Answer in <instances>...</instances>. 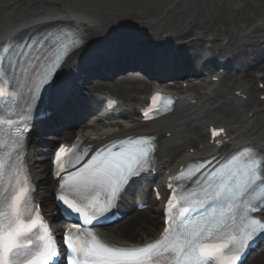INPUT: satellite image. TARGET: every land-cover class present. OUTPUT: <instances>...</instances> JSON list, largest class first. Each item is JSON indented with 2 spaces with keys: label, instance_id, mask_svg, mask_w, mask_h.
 <instances>
[{
  "label": "snow or ice",
  "instance_id": "snow-or-ice-1",
  "mask_svg": "<svg viewBox=\"0 0 264 264\" xmlns=\"http://www.w3.org/2000/svg\"><path fill=\"white\" fill-rule=\"evenodd\" d=\"M90 41V33L65 32L50 42L45 36L15 47H0V126L13 124V104L20 87L27 86L30 92L24 114L17 115V119L23 120L40 101L45 86L56 73ZM17 72L23 84L17 79ZM143 115L148 118L149 111ZM2 131L0 127V133ZM11 131L19 132L20 129L10 128ZM222 132L223 129L214 130L213 136ZM154 139H123L83 160L80 154L73 153L66 164H62L61 159L68 150L60 146L55 157L56 176L61 180L59 200L82 216L84 225L91 224L94 218L110 210L109 204L118 199L122 185L146 170V166L150 168L157 149ZM16 143L21 142L17 140ZM3 147L0 137V148ZM197 171L198 175L187 177L181 172V177L189 184L182 192L170 194L160 239L139 247H118L109 245L90 229L81 231L79 225H73L64 236L66 264H235L254 234L258 230L264 232V216L248 218L239 229L231 228L225 217L234 218L235 210L241 206L254 209V201L264 204V150L247 146L230 154L226 161H218L212 168L200 162ZM5 177V164L0 160V264H56L61 254L40 214L33 215V209L29 208L28 179L21 180L13 174L7 178L8 187H3ZM169 187L178 188L180 183ZM104 188L110 190V194L105 195L104 206H98L94 199L87 203L89 196L76 200L81 191L91 195ZM173 200L183 202L180 211L176 210ZM210 203L218 204V208L201 218H189L191 208L187 205ZM38 231H44L45 235H37ZM34 238L42 243L35 245ZM29 245L33 246L32 251L26 252Z\"/></svg>",
  "mask_w": 264,
  "mask_h": 264
},
{
  "label": "bare ground",
  "instance_id": "bare-ground-1",
  "mask_svg": "<svg viewBox=\"0 0 264 264\" xmlns=\"http://www.w3.org/2000/svg\"><path fill=\"white\" fill-rule=\"evenodd\" d=\"M121 2L122 0H0V43L41 24L78 22L90 33L89 44H100L97 55L103 52V56L109 49L114 48L120 39L125 38L131 40L126 42V45L135 47L132 50L138 49L146 54L151 51L147 58H139L136 55L134 58L128 55H118V58L104 55L98 60L103 63L110 62L106 65L100 63L102 65L93 70H87L85 67L80 70L83 60L79 53L68 63L70 79L74 76L76 78L77 72H80L76 78L77 82H84L87 73L101 76L112 66L141 68L162 79L180 76L182 79L186 73H199L197 63L207 53L205 46L210 43L212 53L223 55L222 58L244 67L245 71L241 75L229 72L223 76L220 83L206 77L199 79L201 81L198 83L188 81L187 89H184L182 84L167 87L171 91H177L182 100L172 116L152 124H144L137 110V106L144 102V95L152 90V86L137 80L92 84L89 87L92 105L97 101L92 94L118 96L117 99L123 104L125 122L83 128L77 131L78 134L88 137L93 135L100 139L109 137L105 141L143 131L158 135L161 150L158 154L160 163L156 181L161 176L166 178L168 173L177 172L179 167L190 161L214 153L208 133L210 126L214 124L222 125L228 133L227 141L219 149L220 152L231 151L248 142L264 149V89L260 88V84H264V25H254L249 33H238L226 36L225 39L210 41L208 33L212 20L209 16L188 22H165L167 12L169 15L175 8L174 5H180L181 0H137L138 9H132L131 4ZM122 34L125 36H118ZM166 34L170 35L165 39L167 42L163 43V35ZM168 42L170 46L161 53V57L154 53V49ZM174 43H178L176 49L171 48ZM122 46L119 45L118 52L124 50L121 49ZM101 47L103 48L100 49ZM98 60L96 58V61ZM213 61L208 59L206 65L215 66ZM229 65L231 64L226 66ZM129 76L128 78H133L132 75ZM227 80L234 82L228 84ZM239 91L242 97L236 96L235 93ZM83 99L86 101L88 98L85 95ZM38 169L37 174L41 182L38 190L42 189L43 195L44 192L50 191L43 182H52V166L48 169L43 162ZM146 199L150 201L151 196L148 194ZM43 202L45 210L50 213L55 206L54 199L47 193ZM160 229L161 219L156 212L148 214L136 211L135 216L128 222L105 228V236L120 243H142L158 236ZM248 264H264V255L257 256Z\"/></svg>",
  "mask_w": 264,
  "mask_h": 264
},
{
  "label": "rangeland",
  "instance_id": "rangeland-1",
  "mask_svg": "<svg viewBox=\"0 0 264 264\" xmlns=\"http://www.w3.org/2000/svg\"><path fill=\"white\" fill-rule=\"evenodd\" d=\"M181 2L178 6L174 5L175 8L169 15H166L165 22L172 20L188 22L209 16L212 20L211 29L208 33L210 39H225L226 36H234L237 33H249L254 25H264V0H181ZM121 3L131 4L132 9L139 8L137 0H122ZM151 33L154 34V31ZM50 142L56 141L51 138ZM34 153V166L35 163L42 164V162H45L48 167L50 166L51 153L45 146L36 148ZM43 157H47V159L44 161ZM139 231L140 229H138Z\"/></svg>",
  "mask_w": 264,
  "mask_h": 264
}]
</instances>
